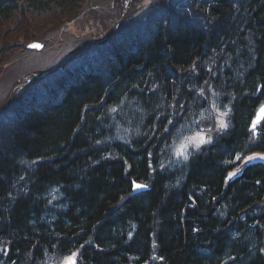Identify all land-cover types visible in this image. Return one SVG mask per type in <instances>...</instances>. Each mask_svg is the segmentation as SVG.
Segmentation results:
<instances>
[{
	"label": "trees",
	"instance_id": "obj_1",
	"mask_svg": "<svg viewBox=\"0 0 264 264\" xmlns=\"http://www.w3.org/2000/svg\"><path fill=\"white\" fill-rule=\"evenodd\" d=\"M86 1L0 0V30ZM158 3L1 111L0 264H264V0Z\"/></svg>",
	"mask_w": 264,
	"mask_h": 264
},
{
	"label": "rangeland",
	"instance_id": "obj_2",
	"mask_svg": "<svg viewBox=\"0 0 264 264\" xmlns=\"http://www.w3.org/2000/svg\"><path fill=\"white\" fill-rule=\"evenodd\" d=\"M126 1L87 0L73 17L70 15L46 17L39 30H37L38 25L33 23L31 24L34 25L35 30L31 29V25L25 29L24 24L13 23L15 21L4 26L0 30V110L17 103L20 99L24 101L31 95L36 84L27 90L25 88L30 85V82L26 83V79L31 78L33 74L40 76L48 74L60 68L70 57L74 55L77 57L84 50H88L85 55L97 48L101 49L102 40L111 37V33H116L120 27L130 23V20L144 15L153 5L162 6L158 3L162 0H133V6L123 16L121 6ZM131 11L135 16H129ZM120 21L121 23L118 24ZM32 32L37 33L38 40L42 43L41 51H26L24 48L26 43L23 35ZM212 114L217 128H224L221 124L226 126V119L217 110ZM215 134L216 130L211 124L202 128L200 132L188 135L178 144V153L187 152L189 147L196 148L209 144ZM201 136L208 142L200 144ZM258 156L264 157V154ZM258 159L262 160L258 162L264 163V159Z\"/></svg>",
	"mask_w": 264,
	"mask_h": 264
},
{
	"label": "bare ground",
	"instance_id": "obj_3",
	"mask_svg": "<svg viewBox=\"0 0 264 264\" xmlns=\"http://www.w3.org/2000/svg\"><path fill=\"white\" fill-rule=\"evenodd\" d=\"M86 51H88V50H84V51H82L77 57H74V58H72L71 60H70V63L71 64H73L74 63V61L75 60H77L78 58H80L82 55H84V53L86 52ZM62 69H60V70H57V71H55L52 75H51V77L50 78H48L50 81H52V80H54V79H56L58 76H60V75H63V74H67V73H70L69 71H71V70H73V67H71L70 65L68 66V65H66V66H62L61 67ZM79 74H82L81 73V71L79 72ZM78 74V75H79ZM32 84V83H31ZM30 84V85H31ZM29 85V86H30ZM63 85H65V84H63ZM57 88H60V87H57ZM61 89V88H60ZM5 104H7V102H5ZM199 147H201V146H199ZM198 147V148H199ZM134 182L132 181V184H133ZM132 184H131V188H132ZM142 186H144L145 184H142V183H140ZM50 192V191H49Z\"/></svg>",
	"mask_w": 264,
	"mask_h": 264
},
{
	"label": "snow or ice",
	"instance_id": "obj_4",
	"mask_svg": "<svg viewBox=\"0 0 264 264\" xmlns=\"http://www.w3.org/2000/svg\"><path fill=\"white\" fill-rule=\"evenodd\" d=\"M33 47H38L36 45H33ZM262 113H264V106H262L261 110ZM255 127V124L253 125ZM221 127H225V125L222 123ZM208 141L205 140V138L203 136L199 137V143L203 144V143H207ZM198 146V145H197ZM183 151H181L180 155H183ZM262 159H264V157H261ZM249 159H253L252 157H250ZM234 175V174H233ZM137 187H141L140 185H137ZM75 253L72 254V256L70 258H68V260L66 261V264H75Z\"/></svg>",
	"mask_w": 264,
	"mask_h": 264
},
{
	"label": "water",
	"instance_id": "obj_5",
	"mask_svg": "<svg viewBox=\"0 0 264 264\" xmlns=\"http://www.w3.org/2000/svg\"><path fill=\"white\" fill-rule=\"evenodd\" d=\"M33 45H36L38 47H33ZM40 48H41V46L38 43H31V44L26 46V49H28V50H35V49L39 50ZM145 190H146V187H144V186L137 187V185H134L133 190H132V194L143 192Z\"/></svg>",
	"mask_w": 264,
	"mask_h": 264
}]
</instances>
